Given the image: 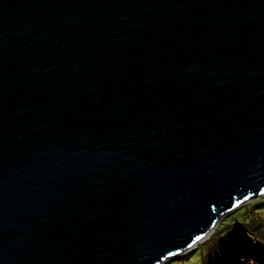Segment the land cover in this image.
<instances>
[{
  "label": "water",
  "instance_id": "95a60500",
  "mask_svg": "<svg viewBox=\"0 0 264 264\" xmlns=\"http://www.w3.org/2000/svg\"><path fill=\"white\" fill-rule=\"evenodd\" d=\"M264 193V0H0V264H160Z\"/></svg>",
  "mask_w": 264,
  "mask_h": 264
},
{
  "label": "trees",
  "instance_id": "16d2710c",
  "mask_svg": "<svg viewBox=\"0 0 264 264\" xmlns=\"http://www.w3.org/2000/svg\"><path fill=\"white\" fill-rule=\"evenodd\" d=\"M263 223L258 218L248 219L247 217L235 218L233 221H225L221 226L216 228V235L214 243L217 251L211 252V256L207 264H214L219 258L217 264H226L227 258L232 257V260H237L238 249H242V255L239 256L236 262L240 261L241 264H264V232L262 231ZM231 229L227 232V228ZM214 231V232H215ZM212 249V248H211ZM218 254V258L216 257ZM174 257V256H173ZM193 257H196L193 256ZM168 258L165 261H168ZM164 261V262H165ZM185 264V260H180ZM161 262L160 264H163ZM201 262V261H199ZM236 262L230 264H236ZM176 259L167 264H176Z\"/></svg>",
  "mask_w": 264,
  "mask_h": 264
},
{
  "label": "rangeland",
  "instance_id": "374dc122",
  "mask_svg": "<svg viewBox=\"0 0 264 264\" xmlns=\"http://www.w3.org/2000/svg\"><path fill=\"white\" fill-rule=\"evenodd\" d=\"M242 216L247 217L248 219L251 218H258L260 222L263 223L262 226V231L264 232V193L253 197L249 200H247L244 204H242L240 207L236 208L234 211L231 213L223 215L221 218L219 224L217 227L221 226L222 223L225 221H233L235 218H242ZM216 227V228H217ZM216 228H213L211 231L210 235H208L206 238L198 241L196 244H194L192 247H190L188 250L185 252H182L178 254V256H174L170 258L168 261H165L163 264H167L173 260L176 259L177 263L176 264H183L180 260L184 259L185 264H207L203 263L207 261V255L208 257L211 256V252H214L215 250L217 251L218 248H216V245L214 243L215 240V235H216ZM231 229V227L227 228V232ZM215 231V232H214ZM212 248V249H211ZM191 250V251H190ZM242 249H238V259L240 255L243 253L241 252ZM196 257H193L195 256ZM236 256V255H233ZM232 256V257H233ZM216 257L218 258V254H216ZM232 257L225 259L226 264H230L233 262H236L237 260H232ZM201 261V262H199ZM219 261V258L215 261L214 264H217ZM163 262V261H162ZM236 264H241L240 261L236 262Z\"/></svg>",
  "mask_w": 264,
  "mask_h": 264
},
{
  "label": "clouds",
  "instance_id": "9594fccd",
  "mask_svg": "<svg viewBox=\"0 0 264 264\" xmlns=\"http://www.w3.org/2000/svg\"><path fill=\"white\" fill-rule=\"evenodd\" d=\"M262 194H263V193H262ZM244 203H245V202H244ZM244 203H243V204H244ZM240 206H241V205H240ZM240 206H239V207H240ZM237 208H238V207H237ZM234 210H235V209H234ZM234 210H231V211L228 212V213H231V212L234 211ZM228 213H227V214H228ZM242 217H244V216H242ZM247 217H248V216H247ZM219 222H220V221H219ZM219 222L217 223L216 227L218 226ZM216 227H215V228H216ZM209 235H210V234H209ZM178 254H180V253H178ZM178 254L173 255V256H177ZM173 256H170V257H168V258H172ZM168 258H167V259H168ZM167 259H165V260H167ZM165 260H164V261H165ZM164 261H163V262H164Z\"/></svg>",
  "mask_w": 264,
  "mask_h": 264
},
{
  "label": "bare ground",
  "instance_id": "6f19581e",
  "mask_svg": "<svg viewBox=\"0 0 264 264\" xmlns=\"http://www.w3.org/2000/svg\"><path fill=\"white\" fill-rule=\"evenodd\" d=\"M191 251V250H190Z\"/></svg>",
  "mask_w": 264,
  "mask_h": 264
}]
</instances>
